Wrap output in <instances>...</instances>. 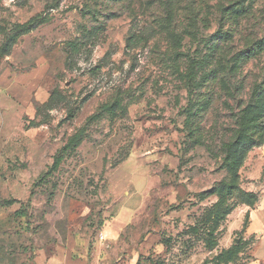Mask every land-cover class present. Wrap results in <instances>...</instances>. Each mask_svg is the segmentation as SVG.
Listing matches in <instances>:
<instances>
[{
	"label": "rangeland",
	"instance_id": "rangeland-1",
	"mask_svg": "<svg viewBox=\"0 0 264 264\" xmlns=\"http://www.w3.org/2000/svg\"><path fill=\"white\" fill-rule=\"evenodd\" d=\"M261 87L264 0H0V264H260L264 137L226 152Z\"/></svg>",
	"mask_w": 264,
	"mask_h": 264
},
{
	"label": "trees",
	"instance_id": "trees-1",
	"mask_svg": "<svg viewBox=\"0 0 264 264\" xmlns=\"http://www.w3.org/2000/svg\"><path fill=\"white\" fill-rule=\"evenodd\" d=\"M220 36L221 39L225 38L223 34ZM219 44H215L213 53L217 51V46L219 47ZM246 57H241L240 59L235 60V64L237 66H240L241 63L244 62L243 60H245ZM221 67H224V64L218 65V69H221ZM230 70L232 71V67L230 68ZM219 80L223 85V80L221 78ZM252 98L253 99H251V101L247 103L238 113L234 137L227 147L229 151L230 149L234 150L235 154H237V156L232 157L229 151L226 152V160L228 162H231L232 170H234L235 173L242 165L246 151L261 142L264 137V87H261L255 95L253 94ZM203 103L204 102H202V104L198 106V113L200 112V110L205 108V104ZM208 106L209 104H207V107ZM107 108V104L102 106L103 110ZM84 133L85 129L82 128L78 132L73 134L65 145L64 150L66 148H69V146L71 145H79L84 140ZM62 160L63 157L56 155L54 157V163L51 169H57L60 166ZM230 187H232V185Z\"/></svg>",
	"mask_w": 264,
	"mask_h": 264
},
{
	"label": "crops",
	"instance_id": "crops-1",
	"mask_svg": "<svg viewBox=\"0 0 264 264\" xmlns=\"http://www.w3.org/2000/svg\"><path fill=\"white\" fill-rule=\"evenodd\" d=\"M2 124L4 125L5 130H9V126L12 124L10 118L11 110L1 113ZM137 188L141 191L146 190L148 187L149 180L141 175L137 176ZM151 183H154L153 181ZM135 208L122 209L109 220L103 226V237L109 239H115L120 236L123 229L134 221L135 217ZM139 216V215H138ZM139 219V217H138ZM252 231L259 232V238L256 249V263L264 262V221L261 219V216L257 214L256 218L252 222ZM74 243V242H73ZM73 244L68 243L67 246H62L51 252L50 254L44 253V255L38 258L37 264H89L88 258L86 256L79 254L76 255V248Z\"/></svg>",
	"mask_w": 264,
	"mask_h": 264
}]
</instances>
